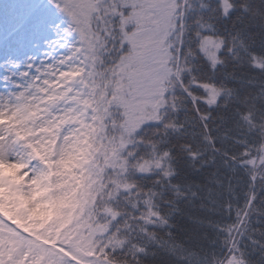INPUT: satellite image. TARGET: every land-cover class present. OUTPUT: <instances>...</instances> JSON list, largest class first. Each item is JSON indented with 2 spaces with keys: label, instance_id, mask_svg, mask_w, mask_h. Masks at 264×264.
Returning <instances> with one entry per match:
<instances>
[{
  "label": "clouds",
  "instance_id": "9594fccd",
  "mask_svg": "<svg viewBox=\"0 0 264 264\" xmlns=\"http://www.w3.org/2000/svg\"><path fill=\"white\" fill-rule=\"evenodd\" d=\"M99 7L101 11L93 13L90 23L73 27L69 34L71 47L65 50L71 60L69 67L77 62L83 65L73 68L83 75L71 85L82 91L72 93L69 88L56 94L57 103H47L43 108L38 102L42 101L38 95L40 89L30 82L22 91L9 94L6 90L0 95V161L19 166L23 180L19 184L12 182L13 189L19 188L26 195L33 190L42 191L41 200L63 199L76 205L61 211L66 214L75 211L79 216L77 223L86 226L92 244L109 257L107 261L97 260L94 264H147L143 257L154 254L150 249L156 240L149 237L146 241L133 243V238L121 230L120 225L125 220L122 209L131 203L126 195L132 188L129 181L135 182L136 175L146 171L137 162L145 156L151 159L149 148L156 141L147 135L152 124L131 127L119 106L115 102L107 103V93L112 88L109 61L119 59L122 53L115 44L119 29L112 27V19L105 14L107 7L102 0ZM182 7L173 0L174 9ZM255 10L264 22V10L259 7ZM100 12L104 15H98ZM178 19L191 37L199 30L201 22L212 23L214 17L208 12L197 14L184 10ZM180 30L174 29L176 33ZM169 44L175 52L171 39ZM211 70L215 71V67ZM259 71L264 76V69ZM184 78L185 74L179 68L171 76L169 87L173 93L179 92L183 96ZM202 94L207 95L206 92ZM83 96L88 99L81 104L79 97ZM213 96L207 104L209 115L230 104L240 105L245 112L243 123L233 126L236 136L230 134L232 129L228 133L218 132L216 136H212L207 128L201 132L203 142L220 144L210 157L213 166L217 156L223 157L243 143L239 136L254 135L264 144V79L255 82L244 95H240L239 90L225 92L220 88ZM178 103L182 104L183 99ZM60 111L64 114L57 116ZM160 123L163 125L166 120L161 118ZM175 131L180 132V129ZM248 164L257 167L248 168ZM260 165H264V156L258 164L249 158L244 162L245 174L252 175L253 179L260 176V187L264 188V167ZM217 179L212 176L206 185L190 189L188 198H200L202 204L204 200L219 203L223 193L219 191L222 184L217 183ZM33 180L38 182L39 188ZM257 207L264 216V197ZM202 210H209L208 206ZM245 215L250 217L251 214ZM234 223L235 230L226 228L217 232L207 244L181 241L173 247H165L164 251L171 257V264H264V219L258 223L244 220L243 228L239 221ZM3 237L0 239V264H26V258L37 251L38 245L28 238H13L9 234Z\"/></svg>",
  "mask_w": 264,
  "mask_h": 264
},
{
  "label": "trees",
  "instance_id": "16d2710c",
  "mask_svg": "<svg viewBox=\"0 0 264 264\" xmlns=\"http://www.w3.org/2000/svg\"><path fill=\"white\" fill-rule=\"evenodd\" d=\"M177 1L183 6L176 11V28L181 30L174 32L172 41L176 49L173 54L179 59V64H172L173 74L178 68L185 74L183 96L179 92L173 93L166 86L159 114L145 122L153 125L147 135L153 137L156 143L149 148L151 159L145 156L137 162L146 171L138 173L135 182L129 181L132 188L126 191V195L131 203L122 209L125 220L120 225L121 230L127 231L133 238V243L146 241L149 237L156 240L150 249L154 254L143 257L147 264H171L165 247H173L181 241L207 244L217 232L226 228L235 230L234 221H239V226L243 228L244 220L258 223L264 219L257 207L264 197V188L259 183L261 177L253 179L252 175L245 174L244 167L249 158L259 163L264 156V144L259 143L254 135L247 138L239 136L243 143L223 157L217 156L213 166L210 157L220 144L205 143L201 138L205 128L211 131L212 136L218 132L228 133L229 129H232L230 134L236 136L233 126L243 123L245 112L238 104L215 109L209 115L207 104L215 90H239L240 95H244L255 82L264 79L259 71L264 69V22L255 10L256 7L264 10V0H227L228 10L224 9L222 0ZM184 10L197 14L208 12L214 20L212 23L201 22L199 30L190 37L178 19ZM194 40L197 43H193ZM207 40L217 42L214 59L203 50ZM213 66L215 71L211 70ZM114 74L111 67L109 76L114 78ZM111 81L113 92L119 80ZM181 99L182 104L178 103ZM113 101L115 99L109 105ZM125 108L126 105L119 106L121 114L127 119ZM161 118L166 120L163 125ZM177 128L180 132L175 131ZM247 167L256 168L257 165L248 164ZM212 176L218 177L216 182L222 184L219 191L223 195L219 197V203L204 200L202 204L200 198H188L190 189L206 185ZM205 205L209 210H202ZM245 213H250V217ZM86 233L89 234V231ZM31 241L42 249L45 261L74 264L68 256L38 241ZM103 251L94 246L92 254L100 261H107L109 257Z\"/></svg>",
  "mask_w": 264,
  "mask_h": 264
},
{
  "label": "rangeland",
  "instance_id": "374dc122",
  "mask_svg": "<svg viewBox=\"0 0 264 264\" xmlns=\"http://www.w3.org/2000/svg\"><path fill=\"white\" fill-rule=\"evenodd\" d=\"M222 1L224 9L228 10L227 0ZM59 2L60 0H0V92L22 91L24 87L13 88L12 84L25 85L30 82L34 88L40 89L38 95L42 97V101L38 102L43 108L47 103H57L56 94L71 88L73 81L83 75L80 71H73V68L83 67L79 62L69 67L71 60L67 58L65 50L71 45L64 39L63 33L57 32V28L62 23L66 25L69 19L53 7L54 3ZM102 2L108 8L123 0ZM136 2L143 4L144 0ZM168 2L173 4V0ZM175 3L178 1L175 0ZM176 11L177 9H173L175 18L170 30L166 29L164 35L147 30L142 32L136 37L134 50L128 37L120 30L119 17L108 15L112 19V27L119 29L120 35L115 44L122 54L119 59L109 61L115 72L114 78L111 76L110 79L119 80V84L115 91L107 93V103L109 105L115 99L113 102L120 107L126 105V121L131 127L155 119L163 105L165 88L169 86L174 70L173 58L176 57L169 44L175 34ZM98 15L103 16L104 13L100 12ZM152 27L153 25L146 24L147 29ZM217 47L216 41L207 40L203 50L214 59ZM176 63L177 66L178 58ZM25 73L27 75L21 79V74ZM79 91L82 90L71 88L72 93ZM79 99L83 104L88 97ZM60 106L63 108V104ZM40 114L43 115V112ZM63 114V111L56 113L57 116ZM0 165L11 167L12 164L0 161ZM5 183L12 184L11 177L0 176V215L4 217L3 220L24 232L27 238L36 234L48 241L53 239L60 249H64L75 260L74 264H94V261L99 260L92 254L94 245L86 233V226L77 223L79 216L75 211L67 214L61 211L66 207L75 208L76 205L63 199L41 200L39 197L25 204L13 197L12 187L7 192L2 190ZM6 233V227L0 225V236L9 234ZM41 256L43 257L42 251L37 249L26 258V264H61L54 260L43 261L44 257Z\"/></svg>",
  "mask_w": 264,
  "mask_h": 264
},
{
  "label": "snow or ice",
  "instance_id": "6c2138e0",
  "mask_svg": "<svg viewBox=\"0 0 264 264\" xmlns=\"http://www.w3.org/2000/svg\"><path fill=\"white\" fill-rule=\"evenodd\" d=\"M100 0H60L59 3H54L53 7L57 9L62 15L68 17V24H61L57 28V32L63 33V37L71 43L69 40V34L73 31L75 25H79L84 22L90 23L93 18V13L101 11L99 7ZM173 4L169 3L168 0H144L143 4H139L136 0H123L120 4L109 5L107 9L104 10L106 15H112L119 17L120 30L128 37L129 42L132 45V49L136 48V37L142 32L151 31L157 35H164L166 29L170 30L172 26V21L175 18V13L173 12ZM114 10V11H113ZM146 24L153 25L151 29L146 28ZM77 31H82V29L77 28ZM130 56L132 53L130 52ZM127 59V58H126ZM40 71L39 69L37 70ZM27 73L21 74V79H23ZM2 87V85H0ZM13 88L27 87V84H12ZM5 91L0 92V95L4 94ZM11 94V91H9ZM215 97L213 96V99ZM118 99V97H117ZM127 115V113H125ZM3 170L0 171V176L11 177V181L19 184L22 182L23 178L19 175V166L12 164L11 167L6 165H0ZM34 184H39L36 180L32 181ZM12 187L11 184L5 183L3 186V191L7 192L8 189ZM46 191V189L44 190ZM13 197L24 202L25 204L30 200H35L37 197L43 194L42 191L33 190L30 195H26L19 188L14 189ZM35 211V210H34ZM0 223L4 224L9 230V235L13 238L24 237L27 238L25 233L17 229L14 225L8 222H3V218L0 217ZM0 236V239H3ZM12 242H16L13 240Z\"/></svg>",
  "mask_w": 264,
  "mask_h": 264
}]
</instances>
